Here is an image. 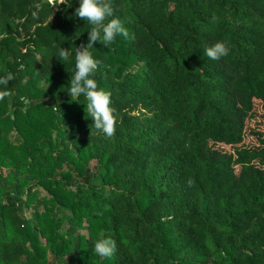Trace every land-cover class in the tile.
Masks as SVG:
<instances>
[{
    "label": "trees",
    "instance_id": "16d2710c",
    "mask_svg": "<svg viewBox=\"0 0 264 264\" xmlns=\"http://www.w3.org/2000/svg\"><path fill=\"white\" fill-rule=\"evenodd\" d=\"M17 2L0 0V264H264V0H113L130 39L90 49L110 138L66 90L79 0Z\"/></svg>",
    "mask_w": 264,
    "mask_h": 264
},
{
    "label": "clouds",
    "instance_id": "9594fccd",
    "mask_svg": "<svg viewBox=\"0 0 264 264\" xmlns=\"http://www.w3.org/2000/svg\"><path fill=\"white\" fill-rule=\"evenodd\" d=\"M56 5L65 4L71 6V0H58ZM116 9L113 0H79V7L74 15L87 22L88 29L86 44L75 50L74 71L68 82L67 92L73 101L83 97L88 117L93 121L94 127L105 137H112L115 132L116 114L112 106L111 93L98 87L97 81L92 78L98 70L100 61L94 58L90 49L99 41L102 46L109 47L117 36L130 39V33L125 27L124 21L115 15ZM35 16L36 14L33 13ZM231 48L227 41H215L204 48L203 55L213 61H219L227 57ZM71 48H60L56 54L63 63L71 56ZM14 79L11 72L6 71L0 75V100L11 97L14 93L7 90V85ZM116 250V242L111 238L101 235L95 244L93 251L100 258H111Z\"/></svg>",
    "mask_w": 264,
    "mask_h": 264
},
{
    "label": "rangeland",
    "instance_id": "374dc122",
    "mask_svg": "<svg viewBox=\"0 0 264 264\" xmlns=\"http://www.w3.org/2000/svg\"><path fill=\"white\" fill-rule=\"evenodd\" d=\"M16 1V0H15ZM58 2V1H57ZM18 5H22V2H21V0H18ZM51 3H53V1H51ZM13 9H14V6H13V4L10 6V11L12 12L13 11ZM53 10H56V6L55 7H53ZM54 12V11H53ZM21 18H14V21H17V20H20ZM9 19H7L6 20V18H1V21H8ZM22 20V19H21ZM9 23L11 24V22L9 21ZM41 86L43 85V83L41 82V84H40ZM28 213V212H27Z\"/></svg>",
    "mask_w": 264,
    "mask_h": 264
},
{
    "label": "water",
    "instance_id": "95a60500",
    "mask_svg": "<svg viewBox=\"0 0 264 264\" xmlns=\"http://www.w3.org/2000/svg\"><path fill=\"white\" fill-rule=\"evenodd\" d=\"M49 1L51 2V1H54V0H49ZM57 1H58V0H57Z\"/></svg>",
    "mask_w": 264,
    "mask_h": 264
}]
</instances>
